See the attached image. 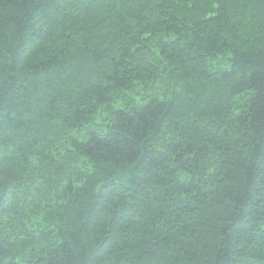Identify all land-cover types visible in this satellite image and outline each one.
<instances>
[{
  "label": "trees",
  "instance_id": "1",
  "mask_svg": "<svg viewBox=\"0 0 264 264\" xmlns=\"http://www.w3.org/2000/svg\"><path fill=\"white\" fill-rule=\"evenodd\" d=\"M0 264H264V0H0Z\"/></svg>",
  "mask_w": 264,
  "mask_h": 264
}]
</instances>
